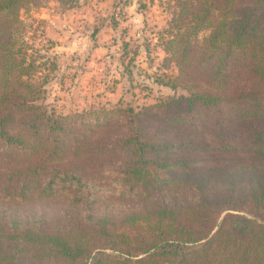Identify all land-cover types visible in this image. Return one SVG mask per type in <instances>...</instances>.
<instances>
[{
	"label": "trees",
	"instance_id": "16d2710c",
	"mask_svg": "<svg viewBox=\"0 0 264 264\" xmlns=\"http://www.w3.org/2000/svg\"><path fill=\"white\" fill-rule=\"evenodd\" d=\"M46 1L0 0V196L91 214L0 208V264H264V0H178L165 52L187 96L68 115L25 38L21 11Z\"/></svg>",
	"mask_w": 264,
	"mask_h": 264
},
{
	"label": "rangeland",
	"instance_id": "374dc122",
	"mask_svg": "<svg viewBox=\"0 0 264 264\" xmlns=\"http://www.w3.org/2000/svg\"><path fill=\"white\" fill-rule=\"evenodd\" d=\"M177 4L178 0H76L73 4L48 0L38 9L22 10L28 26L25 38L34 46L30 53L48 62L43 70L48 75L44 82L48 110L57 115L100 109L138 112L187 96L175 80L176 63L165 52L166 31ZM100 193L111 199L112 210L127 204L119 186L111 184L110 190ZM90 204L96 213L104 207L100 201ZM0 208L21 216L43 215L69 228L81 222L80 216L91 214V208L77 209L62 197L15 204L0 196Z\"/></svg>",
	"mask_w": 264,
	"mask_h": 264
}]
</instances>
